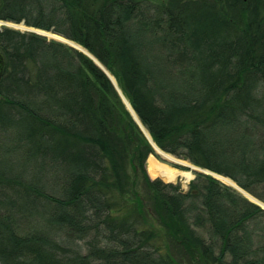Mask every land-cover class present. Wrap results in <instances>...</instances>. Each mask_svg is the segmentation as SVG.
I'll use <instances>...</instances> for the list:
<instances>
[{
  "label": "trees",
  "instance_id": "16d2710c",
  "mask_svg": "<svg viewBox=\"0 0 264 264\" xmlns=\"http://www.w3.org/2000/svg\"><path fill=\"white\" fill-rule=\"evenodd\" d=\"M0 20L84 47L159 148L264 202V0H0ZM149 152L88 54L0 25V264H264V207L204 170L151 178Z\"/></svg>",
  "mask_w": 264,
  "mask_h": 264
},
{
  "label": "bare ground",
  "instance_id": "6f19581e",
  "mask_svg": "<svg viewBox=\"0 0 264 264\" xmlns=\"http://www.w3.org/2000/svg\"><path fill=\"white\" fill-rule=\"evenodd\" d=\"M36 28V27H35ZM40 29V28H39ZM43 30V29H42ZM34 31V30H33ZM39 33V32H38ZM43 34V33H41ZM53 35H56V36H60L62 37L61 35H58L56 33H54ZM56 38V37H55ZM58 39V38H56ZM60 40V39H59ZM69 40V39H67ZM63 41V40H61ZM72 41V40H70ZM65 42V41H64ZM74 42V41H72ZM67 43V42H66ZM74 44L78 47H80L81 45H79L78 43L74 42ZM81 48H84L81 46ZM78 49V48H77ZM80 50V49H79ZM82 51V50H81ZM87 54V53H86ZM96 59V58H95ZM97 60V59H96ZM94 61V60H93ZM100 63V62H99ZM101 64V63H100ZM103 70V69H102ZM104 71V70H103ZM108 72V75L110 76L111 78V82H113L115 84V87L118 89L119 91V94L121 96V99L124 101V104H128L127 106H130L128 100L123 96V94L121 93L120 89L118 88L113 76L111 75V73L109 71ZM107 75V74H106ZM109 78V77H108ZM109 78V79H110ZM131 107V106H130ZM128 109V108H127ZM129 110V109H128ZM133 116V115H132ZM134 117H135V120H137V124L139 126V128H142L143 130L144 127L142 126V124L140 123V121L138 120V118L136 117V115L134 114ZM142 131V130H141ZM144 134V133H143ZM150 136V135H149ZM151 138V137H150ZM148 140V139H147ZM152 140V139H151ZM153 141V140H152ZM154 142V141H153ZM150 143V142H149ZM156 145V144H155ZM152 146V145H151ZM157 146V145H156ZM157 152H159L162 156L168 158V159H173V160H176L177 158H175L174 156H172L170 153L162 150L161 148H159L158 146L154 148ZM187 164L193 166V163L192 162H188L186 161ZM195 165V164H194ZM197 166V165H196ZM199 167V166H198ZM146 168H147V171L148 173L151 175V176H158L160 177L161 179L163 180H172L173 178H175L176 176H178L179 174L182 175L183 179L184 180H188L189 177L191 176V173L190 172H187V171H184V170H180V169H177V168H174L164 162H161L159 161L158 159H156L151 153L148 154V156L146 157ZM200 168V167H199ZM200 170H204V171H207V172H210L211 174L213 173V171H210L208 169H202L200 168ZM216 173V172H214ZM213 175V174H212ZM214 176V175H213ZM215 177V176H214ZM218 179L219 180H222L223 182L225 183H228L229 182H234L232 179H230L229 177H226V176H223L221 174H218ZM217 178V177H216ZM174 180V179H173ZM244 190V189H243ZM245 191V190H244Z\"/></svg>",
  "mask_w": 264,
  "mask_h": 264
},
{
  "label": "rangeland",
  "instance_id": "374dc122",
  "mask_svg": "<svg viewBox=\"0 0 264 264\" xmlns=\"http://www.w3.org/2000/svg\"><path fill=\"white\" fill-rule=\"evenodd\" d=\"M0 25H8V26H12V27H15V28H19V29H27V30H34L36 32H39V33H43L44 35H46L47 37H51V38H55V36L53 35L55 32H52L50 30H45V29H39V28H35V27H32L31 25H26L24 24L22 21H19V22H12V21H8V20H0ZM57 34V33H56ZM60 35V34H59ZM63 37V36H62ZM56 39V38H55ZM81 50V49H80ZM135 119V118H134ZM137 121V120H136ZM139 124V123H138ZM140 130H142V128H140ZM151 153L156 159H158L159 161L161 162H164L174 168H177V169H180V170H184V171H187V172H190L191 175L193 174V171L194 170L192 168L191 165L187 164L186 161H188L187 159H183V158H180V157H177L173 154H171L172 156H174L175 158H177L176 160H170L164 156H162L159 152H157L156 150H153V152H149ZM148 155V154H147ZM146 155V156H147ZM190 163V161H188ZM173 163H176V164H179L180 166H176L174 165ZM187 165H186V164ZM191 167H189V166ZM182 166V167H181ZM144 167H145V171L146 173L148 174L149 177L153 178V177H158V176H151L148 171H147V168H146V157H145V160H144ZM195 170H200V169H195ZM160 178V177H158ZM191 178V177H190ZM161 179V178H160ZM174 179V180H173ZM171 181L175 182V181H178L179 183V186L182 188V189H185L186 188V184H187V181L189 180H184L182 175H178L176 176L175 178H173ZM163 180V179H161ZM164 181V180H163ZM222 181V180H220ZM223 182V181H222ZM225 183V182H224ZM228 184V183H227ZM234 187V186H233ZM237 189V188H236ZM247 192V191H246ZM258 200V199H257ZM260 201V200H259ZM256 202V201H255ZM262 202V201H260ZM258 203V202H256ZM264 203V202H262ZM260 204V203H258ZM261 205V204H260ZM262 206V205H261Z\"/></svg>",
  "mask_w": 264,
  "mask_h": 264
},
{
  "label": "water",
  "instance_id": "95a60500",
  "mask_svg": "<svg viewBox=\"0 0 264 264\" xmlns=\"http://www.w3.org/2000/svg\"><path fill=\"white\" fill-rule=\"evenodd\" d=\"M56 38H58V39H60V40H63V41H65V42H67L68 44H70V45H72V46H74V47H76V48H78V49H81L83 52H85V53H87L93 60H94V62L97 64V65H99L103 70H104V72L107 74V76L110 78V76L108 75V72H107V70L98 62V60H96L95 59V57L94 56H92L85 48H81V46L80 47H78V46H76L75 44H74V42H72V41H70V40H67V38H65V37H60V36H56V35H54ZM110 80H111V78H110ZM112 81V80H111ZM113 83V82H112ZM114 84V83H113ZM115 85V84H114ZM128 104H125V106L129 109V111L131 112V114L133 115V117H134V112H133V110H132V108L130 107V106H127ZM135 118V117H134ZM142 132L144 133V135L146 136V138L148 139V141L150 142V144L152 145V148H153V150H155L154 148L155 147H157L156 145H155V143L151 140V138H150V136H149V134H148V132L146 131V130H143L142 129ZM170 160H173V159H170ZM186 164V163H185ZM187 165V164H186ZM189 166V165H188ZM189 167H191V166H189ZM192 168L193 169H200L198 166H196V165H194L193 164V166H192ZM215 177H217V178H219L218 177V173H212ZM193 175L194 174H192L190 177H193ZM164 181H171V180H164ZM229 184L230 185H232V186H234L235 188H237L242 194H244L246 197H248L249 199H251V200H253V201H256V202H258V203H260L261 205H262V207H264V203H262V202H260L259 200H257L255 197H253L251 194H249L248 192H246V191H244L240 186H238L235 182H229Z\"/></svg>",
  "mask_w": 264,
  "mask_h": 264
}]
</instances>
